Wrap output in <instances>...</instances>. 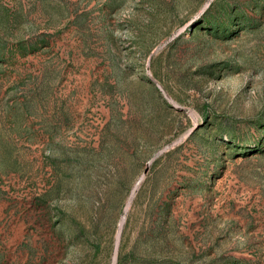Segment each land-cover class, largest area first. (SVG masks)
Listing matches in <instances>:
<instances>
[{
	"label": "rangeland",
	"instance_id": "obj_1",
	"mask_svg": "<svg viewBox=\"0 0 264 264\" xmlns=\"http://www.w3.org/2000/svg\"><path fill=\"white\" fill-rule=\"evenodd\" d=\"M0 264H264V0H0Z\"/></svg>",
	"mask_w": 264,
	"mask_h": 264
},
{
	"label": "bare ground",
	"instance_id": "obj_2",
	"mask_svg": "<svg viewBox=\"0 0 264 264\" xmlns=\"http://www.w3.org/2000/svg\"><path fill=\"white\" fill-rule=\"evenodd\" d=\"M136 193V192H135ZM135 199V198H134ZM131 204H132V199H130V201H129V203H128V206H127V208H126V214H128V211H129V209H130V207H131ZM127 215H124V217L122 218V221H121V223H120V228H119V234H118V240H119V238H120V235H121V232H122V229H123V227H124V225H125V223H126V220H127ZM115 261H116V257H115ZM117 263V262H116Z\"/></svg>",
	"mask_w": 264,
	"mask_h": 264
}]
</instances>
